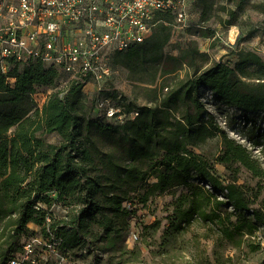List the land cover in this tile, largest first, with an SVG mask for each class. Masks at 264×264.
<instances>
[{"label":"rangeland","instance_id":"obj_1","mask_svg":"<svg viewBox=\"0 0 264 264\" xmlns=\"http://www.w3.org/2000/svg\"><path fill=\"white\" fill-rule=\"evenodd\" d=\"M188 13L185 24L173 22L166 52L206 25L217 40L190 37L216 61L234 64L240 49L264 58V0H249L229 29L221 12L202 24L198 1ZM12 69L0 67V91L16 88ZM60 87L32 88L34 103L0 98V264L34 240L48 244L39 250L47 264H264V173L221 138L242 144L264 170V113L221 104L184 72L156 102L120 67L83 94ZM208 118L214 127L205 129Z\"/></svg>","mask_w":264,"mask_h":264},{"label":"built area","instance_id":"obj_2","mask_svg":"<svg viewBox=\"0 0 264 264\" xmlns=\"http://www.w3.org/2000/svg\"><path fill=\"white\" fill-rule=\"evenodd\" d=\"M192 2L196 0H0V21L5 20L0 27L2 74L16 63L40 61L60 73L63 94L83 76L99 86L115 73V53L153 35L163 22L159 13H171L185 24ZM108 113L112 117L114 110ZM41 245L48 247L40 240L26 244L24 256L7 264H37L38 258L49 263L45 251L39 253Z\"/></svg>","mask_w":264,"mask_h":264},{"label":"trees","instance_id":"obj_3","mask_svg":"<svg viewBox=\"0 0 264 264\" xmlns=\"http://www.w3.org/2000/svg\"><path fill=\"white\" fill-rule=\"evenodd\" d=\"M196 1L201 6L202 24L210 16H216L221 12V16H219L220 23L229 29L237 24L249 0H224V3L219 5L217 0ZM158 19L163 20V22L157 25L156 30L149 39L141 45L128 49L126 52L115 53L112 58L114 68L120 67L129 72L131 81L143 92L144 97L151 101H159L161 92L181 77V73L184 72L195 88L210 89L214 98L221 104L238 108L245 114L264 113L263 57L253 50L240 49L237 51V60L234 64L216 61L211 58L210 53H202L196 40L190 37L192 35L193 37L217 40L216 30L206 25L189 28L187 31L189 38L183 44L176 45L172 53H168L166 49L171 45L173 38L171 26L175 21V16L171 13H159ZM9 76L18 81L17 86L14 89L8 84L4 87V91H0V98L3 96L13 98L15 99L14 102L17 103L31 98L32 103H34L31 97L32 88L34 90L37 85H52V83L59 80L60 73L52 67L47 68L40 61H30L29 63H16ZM5 81H7L6 77L1 74L0 83L3 84ZM88 82H91V78L88 76L73 81L67 93L83 94L84 87ZM29 109L27 111L30 112ZM55 109L59 111L58 115L62 119L67 120V109L64 106L58 105ZM37 126L36 123L33 129ZM27 138L34 144L30 134ZM4 142L7 145L9 143L8 140ZM226 144L237 152L243 153L245 158L250 161L247 150H238L234 143L229 144L226 142ZM32 151L33 156L37 157L34 147ZM9 160L10 158L6 159V162ZM189 160L191 165L195 164L196 166L198 164V160L193 161L194 159L191 158ZM15 175V173H12L10 176L13 184L16 183ZM202 175L208 177L206 173ZM44 181L50 184L48 177ZM191 187L196 188L197 186L192 184ZM33 200L34 198H29V205L32 204ZM7 258H3V260H6L4 264H7L11 259Z\"/></svg>","mask_w":264,"mask_h":264},{"label":"bare ground","instance_id":"obj_4","mask_svg":"<svg viewBox=\"0 0 264 264\" xmlns=\"http://www.w3.org/2000/svg\"><path fill=\"white\" fill-rule=\"evenodd\" d=\"M213 120L212 119H210V118H208L207 119V121L206 122H203L202 121V123H201V125L200 126H203L204 128H207V127H209V128H212V127H214L213 126V124L211 123ZM228 137V136H227ZM226 137V135L225 134H223V135H221V138H222V140H223V138L226 140V142L227 143H234V144H236V146H237V148H238V150L240 149V150H243V151H246V148L242 145V144H237L236 143V141L235 140H233V139H229L228 140V138ZM247 152H248V158L250 159V161L252 162V164L253 165H256V166H258L259 167V172H263L264 173V170H263V168L261 167V165H260V159L257 157V156H254L253 155V153L250 151H248L247 150ZM193 184V186H198L197 185V183L196 182H194V183H192ZM212 197H213V195H212ZM215 197H213L212 198V200H213V204H214V202H215V199H214ZM225 202H228V201H224L223 202V204H225ZM227 212V214H225V216L223 215V217L225 218H227V217H229L230 215H232L233 213L232 212H228V211H226ZM238 212V211H237Z\"/></svg>","mask_w":264,"mask_h":264}]
</instances>
